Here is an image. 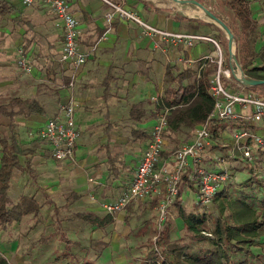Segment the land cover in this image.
Listing matches in <instances>:
<instances>
[{"label": "trees", "instance_id": "obj_1", "mask_svg": "<svg viewBox=\"0 0 264 264\" xmlns=\"http://www.w3.org/2000/svg\"><path fill=\"white\" fill-rule=\"evenodd\" d=\"M263 2L264 0H222L224 6L232 10L236 16L237 21L229 27L233 30L234 37L236 34L239 35L237 53L240 64L244 73L251 78H264V43L256 48V38H254L257 28L261 24L264 25ZM11 6L8 0H0V12H8ZM254 9H257V14H254ZM177 19L180 20V29L184 32L209 33L202 32V28H220L214 22H206L203 19L181 14ZM226 41L224 38V44H227ZM199 64L197 68L190 66L180 68L177 63H167L161 99L170 107L163 137L171 142L176 141L177 138L174 136L176 132L184 128H188V131L196 128L213 110L215 97L210 91V85L216 63L207 61L198 75ZM48 70L55 73L50 67ZM56 79L55 76L52 78L55 85L46 81L40 82L34 95H14L8 100L0 101V119L3 117L7 119L0 121V226L2 228H7L27 214H31L37 223L43 217L44 202L37 200L34 194H22L18 200H15L10 194V188L16 170L31 167V157L26 155L36 152L42 145L48 143L40 131L30 144L18 143L22 125L20 118L29 117L32 114H46V96H55L56 102L62 101ZM64 81L67 79L65 78ZM236 88L240 89L239 86ZM245 88L264 96V82L245 85ZM160 110L158 101L151 97L140 99L130 105L129 114L133 124L129 126V131L133 140L147 142L150 139L151 130L145 129L142 125L145 121L155 118ZM223 124L224 122L220 119L213 120L210 126L213 138L217 137ZM244 126L251 125L247 123ZM102 128L108 135L107 140L100 147L105 151L106 174L102 173L105 170L100 172L99 176L103 175L105 185L102 186V183H99L97 187H101V195L104 198H109L110 187L114 185V181L119 179L125 186L128 185L130 176H133L136 170L137 162L135 163V159L128 162L122 145L112 139L111 120L105 121ZM186 134L189 138V133ZM176 149L177 146H172L168 151L162 148L158 155L159 160L171 157L170 155ZM22 155H25L26 165L21 158ZM237 166L247 169V176L239 182V185L233 178L219 189L212 200L215 202L212 210L200 211L197 202L194 207L186 208L179 201H175L176 197L172 205L177 207L176 218L180 217L183 220L180 228L183 233L180 232L176 238H171L173 224L165 221L160 227L157 225V239L149 240L144 252L137 255L129 253L126 260L118 264H264V146L258 149L253 162L246 161V164ZM196 174V170L189 167L182 178L197 192ZM110 178H113V181L108 182ZM107 191L110 193H106ZM165 194L166 183L161 182L158 190L145 197L131 200L126 206L127 220L135 213L139 216L142 213L139 209L144 210L143 213H145L149 206L156 207ZM82 195L72 191L64 206L69 208ZM50 200L47 198L45 202ZM55 211L56 231L64 242V247L58 252L61 255L60 260L63 262L66 259L64 261L66 264H106L92 260L88 257V253L91 248L99 251L98 247L107 246L108 241L98 238L91 242L89 248L80 247L81 242L78 239L72 240L63 230L59 208L57 207ZM76 215L83 222L102 228L109 225L115 216L114 213L106 210L101 213L90 209L77 211ZM140 224L143 228L148 227V218H143ZM49 238L50 235L42 233L37 239L33 238L31 247L36 245H34L35 241L45 243ZM76 246L86 252L78 254L74 249ZM0 264L13 263L0 252Z\"/></svg>", "mask_w": 264, "mask_h": 264}, {"label": "crops", "instance_id": "obj_2", "mask_svg": "<svg viewBox=\"0 0 264 264\" xmlns=\"http://www.w3.org/2000/svg\"><path fill=\"white\" fill-rule=\"evenodd\" d=\"M8 1L12 5L10 10L0 12V101L8 100L14 95H34L40 82L54 84V76L63 100L68 92L65 84L75 71L78 139L83 138L85 143H91V134L95 133L96 128L103 130L102 124L107 120L112 121L111 137L115 140L114 132L119 121L130 118L129 108L133 102L161 96L168 62L177 63L180 68H197L199 62L189 63L186 59H199L203 55L215 54L214 50H209L212 48L209 42H198L184 48L182 45H171L161 40L160 45L156 46L136 22L118 17L114 18L110 30L106 31L109 26L106 14L110 5L105 0H67L79 22L80 51L86 54L84 64L68 66L59 59L63 46V29L50 6L43 0H35L31 4H26L23 0ZM114 1H123L125 6L139 12L149 22L173 31H182L180 20L177 19L179 14L210 22L201 15V7L195 2H190L194 8H183L173 5L172 0ZM198 1L207 4L205 0ZM210 6L213 7L211 3ZM208 30L209 27H204L201 31ZM20 47L24 48L29 58L32 68L30 71H24L18 65ZM49 67L54 74L48 70ZM65 78L67 81H64ZM49 96H46V114H32L20 118L22 125L18 143L21 145L30 144L46 121L58 114L61 100L56 102L55 96ZM123 106H128L127 112H122ZM154 119L145 121L142 126L150 131ZM6 120L4 117L0 119ZM107 137L105 133L102 137L99 135V143L95 147L90 145L87 156L82 155L79 159L80 167L86 169L100 161L97 160V153ZM78 143L79 140L77 145ZM45 148L50 157L48 143L33 153L43 152ZM24 156H21L23 162ZM28 156L31 157V154ZM132 159L138 163L140 153L136 157L128 158V162ZM102 173L106 174V171ZM78 177L82 178L80 175ZM99 183L105 185V182ZM126 186L119 179L114 181L110 197L106 200H112L121 194Z\"/></svg>", "mask_w": 264, "mask_h": 264}, {"label": "built area", "instance_id": "obj_3", "mask_svg": "<svg viewBox=\"0 0 264 264\" xmlns=\"http://www.w3.org/2000/svg\"><path fill=\"white\" fill-rule=\"evenodd\" d=\"M23 1L26 4H31L35 0ZM43 1L50 6L63 29L64 38L59 57L60 62L68 66L84 64L86 54L80 51L79 22L71 11L68 1ZM105 1L110 5V10L106 14V20L109 24L106 31L110 30L114 18L118 17L136 22L141 27L142 32L149 36L156 46H159L162 40L172 45H182L184 48H189L197 41L207 40L213 44L215 49L214 55L207 54L199 59H186L189 63H200L198 75H200V71L207 61L216 63L210 85V91L215 97V104L207 119L198 124L195 137L175 151L172 156L174 165L171 169L166 165L169 159L159 160L158 155L163 148V132L170 107L161 99V96L155 97L161 106V110L156 114L151 127V137L144 145L132 179L121 194L112 200H106L102 204L104 210L115 214L125 208L131 200L145 197L158 190L161 182H165L166 194L156 205L160 227L166 221L169 208L180 191L179 185L187 167H193L197 172L196 202L200 207H203L210 204L217 191L234 178L231 167L222 164L226 157H233V167L239 165V163L234 164L233 162L238 161L240 157L243 160L254 161L258 149L264 146V96L245 88L242 81L244 71L238 58L231 55L229 63V58L225 56L223 43L214 35L162 28L149 22L136 10L125 6L123 1ZM18 65L24 71L32 69L29 58L22 47L18 49ZM76 77L75 71L72 72L69 82L65 85L68 89L67 94H65L67 96H64L60 102L58 114L49 118L40 130L41 135L48 141L51 156L57 161L71 164L76 162L79 136L76 120L77 98L74 92ZM236 86H239L240 89L237 90ZM214 119L222 120L224 125L225 122L236 121L237 123L235 126H231L234 128L230 129L229 133L226 126L222 127V131L231 136L232 147L226 156L222 153L214 154L212 159L215 164L207 166L201 160V152L214 145L210 128ZM247 123L251 126H244ZM89 181L94 182L95 179L90 176ZM91 196L94 197V194L91 193Z\"/></svg>", "mask_w": 264, "mask_h": 264}, {"label": "rangeland", "instance_id": "obj_4", "mask_svg": "<svg viewBox=\"0 0 264 264\" xmlns=\"http://www.w3.org/2000/svg\"><path fill=\"white\" fill-rule=\"evenodd\" d=\"M205 1L207 4L205 3L204 5L210 8L217 16L222 18L228 26L237 21L234 12L224 6L222 0ZM210 3L213 5V7L210 6ZM172 4L179 7L183 6V8L184 6H190L191 8L195 7L190 2L185 4L175 0H172ZM254 14H257V9H254ZM201 15L204 18L210 20V22L213 21L220 27L219 29L209 27L210 30H208V32L213 34L221 41V43H223L222 46L225 50V56L229 58V63L231 61V55H235L240 63L239 54L237 53V48L239 46V35L236 34V37H234L232 47L235 50L233 53H230L228 33L226 29L221 24H219V22L211 19L202 8ZM260 16L261 15H259V17ZM257 29L258 30L256 31V34H254V38H256V48L264 43V25L261 24ZM224 38L227 40V44H224ZM198 42L209 41L201 40L195 42V44ZM208 44L212 46V48L209 50H214V53L215 49L213 44L211 42ZM133 97L134 96H132V98ZM127 110L128 106H123L122 112H127ZM76 118L78 121L77 113ZM235 123L237 122H225V125L223 124L219 129V134L213 140V150L211 147L201 152V160L205 165L210 164L213 166L215 164V161L212 159L214 154L222 153V155L226 156L228 150L230 147H232L231 136L228 135V133L230 129L234 128L231 126ZM131 124H133L132 118L119 121V126L114 132L115 140L113 139L117 142V144L119 143L122 145V148L126 153L127 160L128 158H131V156L136 157V154L138 153L141 155L144 145L146 144V142L132 139L129 131V126ZM223 126L227 127L228 133L222 131ZM196 128L190 131H188V128H184L182 131L176 132L174 134V136L177 138L175 142H171L168 140V138H164L163 149L168 151L172 146H177L178 149L183 144L188 143L195 137ZM97 129L98 128H96L95 133L91 134L90 136L91 143H85L83 138L78 139L79 143L77 145L76 162L73 163L74 165L69 162L57 161L51 156L49 157V154L46 152L47 149L45 148L46 150H42L43 152L38 151L37 153L31 154V167L27 166V169H24L23 167L16 170L10 188V194L12 197L15 200H18L22 194H34L37 200L44 202V205L42 208L43 217L38 223L31 214H27L14 221V223L9 225L7 228H2L0 226V252L13 264H66V262L64 263L66 259L62 262L59 257L61 255L58 253L61 248L64 247V242L61 240L59 233H57L54 223L56 213L55 209L57 207L59 208L60 212L59 216L62 218L63 230L72 240L78 239L81 242V245H79L80 247L85 246L89 248L91 242L98 238L108 241L109 244L107 246L98 247L100 248L99 251L93 248L90 249L88 257L94 261L106 264H118L126 260V258L129 256V253L132 255H137L144 252V250L147 248L149 240L152 239L153 241H156L158 236L157 228L159 227L157 216L158 212L156 207L150 208L149 206V209L145 211V213H143L144 210L139 209L140 213H142L139 216L135 213L131 215L128 220L126 217L128 210L125 207L115 213L113 221L105 228L92 226L83 222L82 219L77 217V211H81L82 209L95 210L101 213L105 212L102 204L107 198H104L101 195V187H97L99 182H104L102 178L103 175L100 177L99 174L101 171L106 169L105 151L100 149L97 153V160L100 159V161L95 164L96 166H87L86 170L83 169V167H80L78 164L82 155L87 156V151L89 150L90 145L95 147L96 144L99 143V135L101 137L104 136L103 130ZM186 133H189V138H187ZM173 154L170 155L171 157L166 158L169 159L167 160L166 165L170 169L174 165V159L172 158ZM232 159L233 157H226L222 164H224L226 167H231L232 174L234 176V179H232L235 180L237 185H239V182L247 176V169L236 165L233 167ZM238 159V161L236 160V162L234 161L233 163H239L240 165L246 164V161H248L243 160L241 157ZM26 163L27 162L25 161L24 164ZM188 169L189 167L185 169L184 173L188 171ZM78 175L82 176V178L78 177ZM90 176L95 179L94 182L89 181ZM195 178L197 180V176ZM112 179L113 178H110L108 182H111ZM196 183L197 181L195 182V185ZM112 186L110 187L111 189ZM179 186L180 191L176 196L177 198L175 201H179V203L185 205L186 208L194 207L196 205L195 202L197 192L183 178ZM72 191L79 192L83 195L69 208H67L64 206V203L68 201V196ZM91 192L94 194V197L91 196ZM106 193L109 194L110 191H107ZM47 198H50L51 200L45 202ZM214 205L215 202L211 201V203L207 206L200 207L198 205V207L200 211H210ZM135 207L136 204L134 205V208ZM176 208L177 207L174 204L170 206L169 214L166 219L169 224H173L171 238H176L180 232L183 233V231L180 229L183 224V220L180 217L176 218ZM143 218H148L149 220V226L146 228H143V225L140 224ZM42 233L50 235L49 240L45 243L35 241L34 245H36L31 247V241L33 238L37 239ZM79 246L74 247L78 254L85 253L86 251L82 250Z\"/></svg>", "mask_w": 264, "mask_h": 264}, {"label": "water", "instance_id": "obj_5", "mask_svg": "<svg viewBox=\"0 0 264 264\" xmlns=\"http://www.w3.org/2000/svg\"><path fill=\"white\" fill-rule=\"evenodd\" d=\"M175 1L181 2V3L195 2L198 6H200L202 9L205 10V12L209 15V17L211 19L219 22V24H221L226 29V31L228 33L229 51H230V53H233L232 45L234 42V34H233L231 28L226 24V22L222 18L217 16L210 8H208L207 6H205L203 3L199 2L198 0H175ZM233 56L236 58L235 55H233ZM242 75H243L242 81L245 85H255V84L264 82V78H251V77L247 76L244 72L242 73Z\"/></svg>", "mask_w": 264, "mask_h": 264}]
</instances>
